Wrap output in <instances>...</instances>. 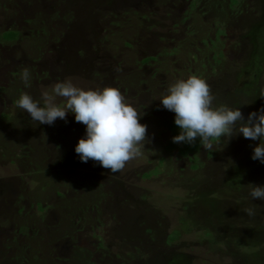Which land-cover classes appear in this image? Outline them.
<instances>
[{"label":"rangeland","instance_id":"1","mask_svg":"<svg viewBox=\"0 0 264 264\" xmlns=\"http://www.w3.org/2000/svg\"><path fill=\"white\" fill-rule=\"evenodd\" d=\"M193 1L0 0V38L20 32L0 39V264H264V201L249 196L250 183L264 185V164L251 158L259 141L219 138L211 151L201 147L194 168L191 156L168 148L175 115L159 100L174 81L197 75L214 107H240L245 119L264 107V0ZM34 2L62 30L55 41L30 35ZM215 21L228 33L213 44ZM182 39L185 47L172 50ZM149 55L157 60L144 62ZM25 68L30 87L20 80ZM65 80L121 89L147 125L139 158L118 173L83 163L73 142L85 135L83 124L63 127V135L14 104L23 91L38 99ZM86 200L85 214L75 210ZM23 225L29 234L19 233ZM174 229L181 234L168 243Z\"/></svg>","mask_w":264,"mask_h":264},{"label":"clouds","instance_id":"2","mask_svg":"<svg viewBox=\"0 0 264 264\" xmlns=\"http://www.w3.org/2000/svg\"><path fill=\"white\" fill-rule=\"evenodd\" d=\"M20 80L30 87L29 69L22 71ZM260 96L264 97V90ZM159 100L164 109L174 113V123L180 129L172 138L174 143L193 145L198 140L205 151H211L213 141L242 135L253 142L259 141L251 158L264 164V107L249 113L247 119L240 107H214L208 82L197 75L174 81ZM14 104L31 120L49 126L57 119L67 121L68 115L73 114L77 123L85 125V135L75 146V153L83 163L92 160L111 173H118L128 161L142 155L147 125L140 122L143 115L125 100L118 86L83 88L65 80L57 82L51 91H42L38 99L21 94ZM249 185L251 199L264 201V185ZM244 211L248 216L255 215L254 208Z\"/></svg>","mask_w":264,"mask_h":264},{"label":"trees","instance_id":"3","mask_svg":"<svg viewBox=\"0 0 264 264\" xmlns=\"http://www.w3.org/2000/svg\"><path fill=\"white\" fill-rule=\"evenodd\" d=\"M239 1L240 0H230V2L232 3L231 7H236V5L238 4ZM197 4H198V1L197 0L193 1V5H197ZM34 5L36 6L35 7V11L33 12V14H34V22H37V23L35 24L33 30L30 31V35L33 36V37H35V39L37 37L39 43H42V42L43 43H46V42L48 43V42H51V41L52 42L55 41V39L58 37V35L62 33V30L61 29L59 30V28L56 29L55 27H52V25L49 23V21H48L47 18H42L41 17L42 15L43 16H47V17L50 16L49 18L50 19L51 18L53 19V17L47 12V10L45 9V7H42L41 5H37L36 3ZM214 23H215V27H216L215 39L214 40H211L210 39V41L213 44H215L218 40H220V36H224L225 37L227 35V33H228L227 26H226V24L224 22L215 21ZM49 32H51V33H49ZM193 32H195V31L190 28L189 29V34L190 35H194ZM19 34H20V32L18 30L8 29V30H5V31L2 32L0 39L3 40V41L11 42L13 40H17L19 38V36H20ZM204 42L206 43L205 40H204ZM125 45H131V44L129 42H126ZM184 47H185V41H184V39H182L181 41H179L177 44H175L173 46V49L172 50L176 51V50H178V49L180 50L181 48H184ZM225 56H226L225 55V52L222 49H220V50H218L217 53L214 54V60L216 62L220 63L221 60ZM193 58L196 59L195 55H194ZM143 60H144V62H149L151 60L156 61L157 60V57L154 56V55H149L148 57L144 58ZM214 69H215V67L211 68V70H214ZM204 72H205V70H204ZM192 73L195 74L196 72L193 71ZM201 73L202 72H198L199 75ZM24 93L25 92L23 91L21 94H24ZM27 94H30L31 96H33V98H35V96L37 95V94L34 95L35 94L34 92H32V93L29 92ZM4 117H6V116H4ZM67 120L68 121H67L66 124L63 122V120L60 122V124H58L57 122H59V121H57V122L54 123V125H51V126L48 125V128H50V129H56L57 131H60L61 133H63L61 131V129H63V127H66L68 125H73V126L77 125V122L75 121V118H73V119L68 118ZM174 120H175V117L168 124L169 129L173 133V137L175 135H178L179 132H180V129L175 125ZM83 126H84V128L81 131H84L85 132V125H83ZM81 131H80V133L82 134ZM63 135H64V133H63ZM79 139L80 138H77V139L73 140V142L78 143ZM213 142H215V141H213ZM176 146L178 147L179 153L181 155H183V156H191L190 159L192 161L196 162V164H193V167L194 168L199 167L198 166L199 164H197V162L199 161L197 155L201 151V145L199 144V141L198 140L193 145H189L187 143H174L173 142V139L169 141L168 148H171L172 149V148H175ZM61 164H63V163H61ZM155 172H156L155 170L150 171V172H147V173L144 174V176H150V175H152V173H155ZM79 181H81L82 184L87 183L85 179H80ZM94 186H98V183H95ZM90 203H93V204L90 205V209H91L90 211L92 212V211L96 210L97 212H99V209H100L99 204H96V203H94L92 201ZM38 204H41L40 201L37 202V205ZM86 204H87V200L84 201V202L81 201V204L78 203V204L75 205V210L78 209L79 211H81V212H83L85 214V212L83 210L84 209L83 207L87 208V205ZM38 208L40 210L44 209L42 204H41V206H38ZM23 209H25V205H23V206L20 207L19 212L22 213V211H24ZM31 230H32V228L29 225H23V226L19 227V229H18L19 233L24 234V235L29 234ZM42 233H43V230L41 231V229H40V232H38L37 234L42 235ZM180 234H181V231L179 229H174L169 234L167 242L168 243H171L178 236H180ZM206 234H211V233L209 231H207ZM35 236H38V235L35 234ZM13 241L15 243L18 242V241H16V238L15 237H14ZM17 248L18 249H23V251H24V249L26 247L18 243ZM35 257L37 258V255H35ZM107 264H113V263H107ZM116 264H127V263L120 262V263H116Z\"/></svg>","mask_w":264,"mask_h":264}]
</instances>
